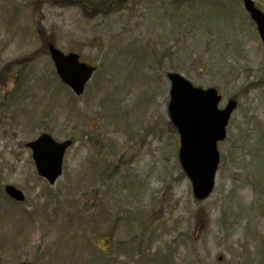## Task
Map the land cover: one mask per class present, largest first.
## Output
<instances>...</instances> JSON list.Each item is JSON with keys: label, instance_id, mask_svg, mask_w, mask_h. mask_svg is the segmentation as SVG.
Wrapping results in <instances>:
<instances>
[{"label": "rangeland", "instance_id": "rangeland-1", "mask_svg": "<svg viewBox=\"0 0 264 264\" xmlns=\"http://www.w3.org/2000/svg\"><path fill=\"white\" fill-rule=\"evenodd\" d=\"M75 1L0 0V264H264V47L242 1L127 0L110 16ZM51 43L96 68L82 96ZM171 72L238 103L204 201L179 162ZM44 133L74 142L55 185L27 146Z\"/></svg>", "mask_w": 264, "mask_h": 264}, {"label": "water", "instance_id": "water-1", "mask_svg": "<svg viewBox=\"0 0 264 264\" xmlns=\"http://www.w3.org/2000/svg\"><path fill=\"white\" fill-rule=\"evenodd\" d=\"M245 10L257 27L264 46V12L253 0H242ZM48 51L60 80L76 96H81L95 73V67L84 63L74 52L64 54L50 44ZM170 81V120L180 136L179 162L192 183L196 200L204 201L213 192L220 162L218 144L227 137V127L237 108V101L230 99L220 109L222 97L215 88L194 86L178 73L168 74ZM32 152L37 173L50 185H55L63 174V160L72 140L57 142L47 133L27 144ZM5 193L14 201L23 203L25 195L16 187L5 186ZM30 264V263H21Z\"/></svg>", "mask_w": 264, "mask_h": 264}, {"label": "trees", "instance_id": "trees-1", "mask_svg": "<svg viewBox=\"0 0 264 264\" xmlns=\"http://www.w3.org/2000/svg\"><path fill=\"white\" fill-rule=\"evenodd\" d=\"M73 4L84 14L101 13L110 16L119 8H124L127 5V0H77Z\"/></svg>", "mask_w": 264, "mask_h": 264}]
</instances>
